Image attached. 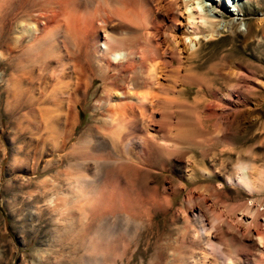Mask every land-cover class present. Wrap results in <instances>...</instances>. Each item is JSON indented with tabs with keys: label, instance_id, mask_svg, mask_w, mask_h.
Instances as JSON below:
<instances>
[{
	"label": "bare ground",
	"instance_id": "6f19581e",
	"mask_svg": "<svg viewBox=\"0 0 264 264\" xmlns=\"http://www.w3.org/2000/svg\"><path fill=\"white\" fill-rule=\"evenodd\" d=\"M241 1L248 0H97L92 8L86 1L88 8L83 0H44L40 2L44 6L12 18L0 58L12 52L17 65L16 71L4 78L3 90L6 101L23 110L22 118L38 113L48 132L60 137L61 128L67 126L71 133L77 93L85 91L93 79L101 81L102 91L93 104L95 131L82 134L88 149L98 154L92 159L93 176L86 173L70 177L64 173V180L74 185L66 199L81 207L99 205L81 210L82 215L90 212L99 216L97 220L104 222L103 226L108 225L110 215V228L119 230L127 223L120 215L153 217L157 209L169 205L172 194L185 189L183 184L163 186L160 191L152 187L147 198H135L134 211L129 208L128 189L124 183L119 187L117 177L112 179L109 191H99L91 201L90 192L83 190L90 185L88 175L93 182L105 183L114 170L122 178L129 169L145 173L151 165V153L168 158L191 147H206L221 135L225 138L226 130L235 126L244 95L258 83L240 66L215 70L231 84L217 94L216 103L210 102L200 112L174 111V99L170 97L174 91L165 86L164 80L174 77L182 84L196 85L198 91L207 88L205 80L190 74L185 66L198 57L204 42L221 36L222 31H248L239 7ZM236 24L244 29L236 28ZM258 25L264 29V19ZM177 106L183 107L176 102ZM209 120H213L210 131L204 123ZM184 163L187 180L196 174L221 172V168L213 171L189 157ZM225 182L241 187L249 199L224 205L225 193L210 183L185 190L183 202L174 213L183 219L180 245L187 250L183 263L210 264L213 258V264H217L214 248L218 243L248 241L258 258L250 264H264V218L259 200L253 196L264 189V169L238 154ZM145 203L149 209L142 208ZM228 252L221 253L224 264H248L240 254Z\"/></svg>",
	"mask_w": 264,
	"mask_h": 264
},
{
	"label": "rangeland",
	"instance_id": "374dc122",
	"mask_svg": "<svg viewBox=\"0 0 264 264\" xmlns=\"http://www.w3.org/2000/svg\"><path fill=\"white\" fill-rule=\"evenodd\" d=\"M41 1L44 0H0V7L7 10L4 13L0 9V48L10 33L15 15L44 6ZM83 1L88 8L92 4V8L97 0ZM239 7L248 31L245 34L222 31L221 36L204 42L198 57L185 66L190 74L202 77L209 87H201L198 91L196 85L182 84L174 77L164 80L165 86L174 91L170 94L175 103L174 111L200 112L216 103L217 94L225 92L231 84L215 70L227 71L240 66L243 73L252 75L250 77L258 83L254 84V90L244 95L235 115V126L226 130L225 138L221 135L206 147H191L182 154L162 159L151 153L147 172L136 173L129 169L122 178L114 170L105 183L93 182L92 159L98 154L88 149L83 140L85 135H82L90 129L95 131L97 115L93 112V104L102 91L101 81L93 79L85 91L77 93V104L73 108L75 123L71 133V128L62 127L60 138L54 131L44 129L38 113L24 119L21 117L23 110L6 101L4 78L16 71L17 60L12 52L0 58V264H186L182 258L187 257V250L180 245L183 219L174 214L183 202L185 190L210 183L225 193L224 205L249 199L241 187L228 185L225 176L238 154L242 160L252 159L257 167L264 169V29L258 25L264 19V0L241 1ZM237 27L244 29L242 24H236ZM176 102L183 107H176ZM204 123L209 129L213 120ZM71 150L72 155H67ZM188 157L213 171L221 168V172L209 176L196 174L187 180L184 162ZM221 163H224L222 167ZM65 172L70 177L92 175H88L89 187L83 188L84 192H90L91 201L97 198L99 191H109L112 179L117 177L119 187L123 183L126 185L131 199L129 208L134 211L137 210L135 198H147L152 187L160 191L163 186L171 188L181 183L185 189L172 194L169 205L157 209L153 217L120 215L121 219L126 217L127 223L119 230L110 228V215L107 216L109 226H103L104 222L97 220L99 216L90 212L82 215L81 210H89L92 206L96 209L99 205L89 203L81 207L66 199L73 193L74 185L64 180ZM253 196L259 200L261 218H264V189ZM142 208L149 209V205L145 203ZM218 244L214 248L217 264H224L221 253L227 250L229 254H240L248 264L258 259L248 241ZM211 259L209 262L213 264Z\"/></svg>",
	"mask_w": 264,
	"mask_h": 264
}]
</instances>
